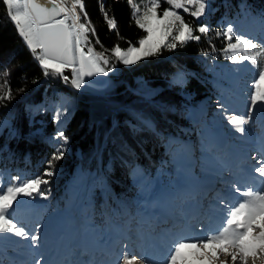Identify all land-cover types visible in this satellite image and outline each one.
I'll return each mask as SVG.
<instances>
[{"label": "trees", "instance_id": "1", "mask_svg": "<svg viewBox=\"0 0 264 264\" xmlns=\"http://www.w3.org/2000/svg\"><path fill=\"white\" fill-rule=\"evenodd\" d=\"M208 1V11L199 18L174 9L192 27L193 35L201 37L195 44L193 40L173 41L175 29L163 40L164 44L174 42L175 48L162 44L157 55L124 65L112 50L139 45L147 35L136 19L151 6V0H132L131 5L129 0H82V20L90 21L88 25L95 30L90 32L91 43L121 67L110 88L95 92L76 89L70 70L65 71L69 82L45 77L0 0V95L11 89V99L0 100V177L7 185L17 177L48 181L40 186L44 196L37 192L27 196L36 203L18 204L12 212L10 218L27 233L40 230L44 214L58 211L72 226L69 250L65 248L74 257L91 251L92 244L86 243L91 240L101 250L98 264L120 262L126 244L144 258L156 260L153 238H157L156 250L165 249L162 236L189 239L184 228L193 227L186 213L190 191L182 197L179 179L185 162L175 161L185 148L183 141L195 145L201 138L205 144L197 170L210 171L208 158L216 159V150L221 153L217 164L230 168L232 178L237 180L238 174L245 173L242 167L256 147L251 142L235 146L243 160L233 162L230 152L234 147L228 139L220 140L214 121L219 112L231 107L230 102L228 106L223 102H249L260 68L248 60L236 62L253 50L226 53L223 49L228 42L217 33L232 25L237 35L264 45V0ZM157 2L162 15L170 5L166 0ZM133 5L139 8L135 15ZM104 12L114 19L115 27L109 26ZM202 25L208 33L197 31ZM205 97V109L198 112L196 104ZM233 128L227 126L229 137L236 135ZM61 131L66 142L56 138ZM61 145L62 159L54 162L53 174L45 176L48 161ZM169 189L176 190L178 200L167 194ZM159 209L166 218L156 213ZM101 239L106 243L98 244ZM45 263L50 262L41 264Z\"/></svg>", "mask_w": 264, "mask_h": 264}, {"label": "snow or ice", "instance_id": "2", "mask_svg": "<svg viewBox=\"0 0 264 264\" xmlns=\"http://www.w3.org/2000/svg\"><path fill=\"white\" fill-rule=\"evenodd\" d=\"M170 7L158 14L159 4L157 0H151V6L147 7L142 17L136 19V23L147 33L139 40V46H130L122 50L119 46L112 50L119 62L124 65L136 64L139 60L157 55L163 44L166 48H175L176 44L170 42L163 43V38L172 34L175 27L177 34L172 37L173 41L181 44L188 40H200L199 35H193V29L186 23L181 15L174 9L183 8L185 12L189 9L185 6L196 5L198 7L190 12L193 17L199 18L205 12V0H166ZM9 19L17 28L18 34L23 38L26 46L30 50L33 58L37 61L45 77H59L65 82H69L70 77L65 75L66 70H71V83L76 89H80L86 83L85 77H92L97 74L107 75L112 68L102 67L108 65V58L102 54H93V49L88 48L87 52L81 46L87 41V32L90 29L88 23L81 22V10L84 5L82 0H71V7H67L68 0H4ZM132 4V0H129ZM103 8V5L101 6ZM134 15L139 12L135 5ZM107 23L115 27L114 19L108 18L104 12ZM87 16V13H84ZM59 17V18H58ZM197 31L201 34L208 33L206 26H200ZM159 34L160 38H154ZM218 36L224 37L228 42L223 49L235 51L237 49H252L251 55L240 57L236 62L248 60L253 66L260 68L258 79L254 84L255 91L251 97L253 106L259 101L264 104V45L257 44L253 39L243 35H237L233 26L228 25L223 32H218ZM235 41L234 43L232 41ZM8 75L7 72L4 73ZM7 82L5 81V84ZM11 99V89L5 95H0V100ZM228 122L240 132L244 129L240 125L247 122L244 118L231 116ZM57 139L66 142L67 138L61 131L57 134ZM63 146L56 149L52 158L48 161V169L45 176L53 174L54 162L62 159ZM264 177V162L254 169ZM48 181L43 177H36L30 180L21 181L19 177L6 188L0 187V233H14L15 235L29 238L22 227H19L12 218L14 202L23 194L31 197L33 192L44 196L41 191V184ZM234 191L239 194L240 200L236 204H225V215L221 226L202 239H181L174 243L169 253L167 264H212L213 259L218 258V253H227L231 256L234 264H246V257L255 254L257 250L264 252V189L253 190L251 186L245 190L234 186ZM258 232V235L256 234ZM41 236L39 232L30 235V242L33 246H38ZM229 249L236 251L229 252ZM185 250H191L190 253ZM239 257V258H238ZM135 257L124 256L119 264H133ZM39 264V262H37Z\"/></svg>", "mask_w": 264, "mask_h": 264}, {"label": "rangeland", "instance_id": "3", "mask_svg": "<svg viewBox=\"0 0 264 264\" xmlns=\"http://www.w3.org/2000/svg\"><path fill=\"white\" fill-rule=\"evenodd\" d=\"M205 4V12H207L209 8V1L205 0ZM66 6L71 7V0H68ZM185 6L189 9L190 13L192 10H195V8L198 7V4H185ZM181 9L184 10L183 8ZM77 11L80 14L82 13L79 7L77 8ZM81 22L85 23L82 20V14ZM88 27L91 29V26L88 25ZM175 29L176 28L174 27L172 31ZM90 32L91 31L85 34L87 36V41L81 46L86 52L88 48H92L93 54H102L104 57L108 58L105 53L98 51L95 46H93L91 43L92 40L90 39ZM154 38L159 39V34H157ZM164 39L165 37L163 40ZM195 43L196 42L194 40L191 41V44ZM136 46L138 47L139 45ZM112 65H115V67L112 68ZM101 66L112 68V70L109 71L107 75L97 74L92 77H85L86 83L82 85L80 89L100 92L110 88L114 77L120 73L121 67L117 63L113 61L111 62L110 60L108 65H103L101 63ZM99 75L105 77L107 80L106 84L102 87L97 86L89 81V79ZM262 87H264V82H262ZM251 97L248 98L249 102L235 100L231 101L232 99L223 102L227 106V103L230 102L231 107H227V110L219 112L214 121V129H218L220 131L217 133L220 136V140L222 141L228 139L229 146L234 147V149L230 152V160H233V162L237 163V159L240 158L239 163L241 164L243 160L235 146L239 144L245 146L251 142L253 147L259 149V152L256 150V148H253L252 151L249 152V162H246V167H242L245 173L238 174L237 180L232 178L231 174H229L230 168H224L223 164L221 163L219 164H221L222 167L217 164L218 160H221L218 153H221L216 150L213 153L216 159L208 158L209 166H211L210 171L204 172L200 169L197 170L196 166L198 164V156L202 157V149H205V144L202 143L201 138L197 143H195V145H192L191 140L183 141L182 144L185 146L184 150L182 149L181 152L175 156L176 162L179 160H183L185 162L183 167L184 171L179 176V179L182 182V197H188V191H190V199L188 200L187 206L188 211H186V213L187 216L190 217L189 221L193 223V227L192 229H189V227L184 228V231L189 233L187 234L190 236L189 239H202L221 226L225 215V204L234 205L238 200H240L239 194L234 191V186L240 187L242 191L249 186H251L254 191L264 189V177H261L259 173L254 172V169L259 167L261 162H264V104L258 101L256 105L253 106L251 103ZM206 103V97L201 99L196 104V110L198 112H203ZM237 113H240V116L237 115V117L247 120L246 123L240 125V127L244 129L243 132L238 131L236 127L228 122V118L231 117L230 115L234 114V116H236ZM227 126H233L234 128L232 129V132L235 131L236 135H231V137H229L228 135H230L231 131L230 129H227ZM215 145L216 144L214 143L213 146ZM221 147L224 146L221 145ZM224 177H229V179L224 180ZM7 186L8 185L4 181L3 177H0V187L6 188ZM221 192L225 193L224 197L221 196ZM167 194L169 196L173 195V197L177 199L175 189H169ZM217 195H219V197ZM185 199L186 198H182L183 201ZM36 202L37 200L21 194L14 202V210L17 209L18 204ZM173 209L177 210L178 208L173 206ZM156 213H160L161 217H167L164 215V213H162L161 209L156 210ZM44 216L45 224L39 226L40 230L38 232L41 236V239L38 246H33L30 242V235L36 232V228L30 232L29 238L27 239L15 235L14 233H0V259L5 261V264H37V262L41 264L42 262L46 261L50 262L49 264H98L97 260L100 258L101 250L98 246H95V244L91 243V240L86 242L87 244H92L91 251L85 250L82 255L79 253V255H76V257H74L73 254H70L68 251L69 247H67V239L70 231L72 230V226L68 219L61 212L53 211L48 215L44 214ZM13 220L19 226L20 223H18L14 218ZM43 220L44 218L39 220L38 223H41ZM175 223H177V221H175ZM200 225H206L207 229L201 228ZM25 228L28 229L27 227ZM256 234L258 235V232ZM161 239L162 241L164 240L163 243H165L167 248L156 250L154 245L157 243V238H153L155 243L151 245L152 251L156 255V260L144 258L139 254L136 248L133 249L131 244H126L123 247L121 261L123 260L124 256H128L129 258L134 256L135 260L133 261V264H153L154 262L152 261H159L155 263L167 264L169 253L172 250L174 243L178 241L173 240L170 238V236L168 238L162 236ZM105 241L106 240L101 239L98 244L106 243ZM111 242L112 240H109L108 243ZM149 243L150 242L148 241L147 249H149ZM66 250L67 254L65 253ZM185 251L190 253L191 250ZM232 251L236 250L229 249V252ZM90 253L93 255V257L90 256ZM50 259L52 260L49 261ZM2 260H0V264H3ZM115 264H119V262H115ZM212 264H234V262L231 260L230 255L221 252L218 253V258L213 259ZM246 264H264V252L257 250L255 254H249V256L246 257Z\"/></svg>", "mask_w": 264, "mask_h": 264}, {"label": "water", "instance_id": "4", "mask_svg": "<svg viewBox=\"0 0 264 264\" xmlns=\"http://www.w3.org/2000/svg\"><path fill=\"white\" fill-rule=\"evenodd\" d=\"M59 18V17H58ZM106 78H104V77H101L97 82H93L95 85H97V86H100V87H102V86H104L105 84H106Z\"/></svg>", "mask_w": 264, "mask_h": 264}, {"label": "bare ground", "instance_id": "5", "mask_svg": "<svg viewBox=\"0 0 264 264\" xmlns=\"http://www.w3.org/2000/svg\"><path fill=\"white\" fill-rule=\"evenodd\" d=\"M40 2H44V0H40ZM101 77H103V76H101V75H99V76H95V77H93L92 79H89V81H91L92 83L93 82H97ZM105 78V77H104Z\"/></svg>", "mask_w": 264, "mask_h": 264}]
</instances>
